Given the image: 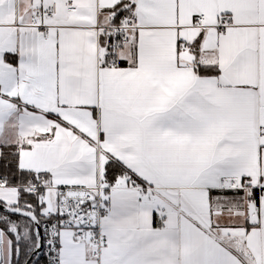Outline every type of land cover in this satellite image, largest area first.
<instances>
[{
    "label": "snow or ice",
    "instance_id": "6c2138e0",
    "mask_svg": "<svg viewBox=\"0 0 264 264\" xmlns=\"http://www.w3.org/2000/svg\"><path fill=\"white\" fill-rule=\"evenodd\" d=\"M0 264H264V0H0Z\"/></svg>",
    "mask_w": 264,
    "mask_h": 264
}]
</instances>
